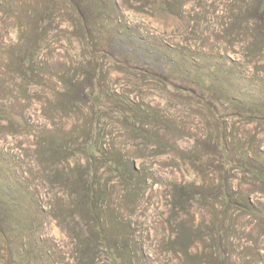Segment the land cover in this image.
Here are the masks:
<instances>
[{"label": "rangeland", "instance_id": "obj_1", "mask_svg": "<svg viewBox=\"0 0 264 264\" xmlns=\"http://www.w3.org/2000/svg\"><path fill=\"white\" fill-rule=\"evenodd\" d=\"M4 199L0 264H264V0H0Z\"/></svg>", "mask_w": 264, "mask_h": 264}, {"label": "trees", "instance_id": "obj_2", "mask_svg": "<svg viewBox=\"0 0 264 264\" xmlns=\"http://www.w3.org/2000/svg\"><path fill=\"white\" fill-rule=\"evenodd\" d=\"M73 7H74V9L77 10V11L80 10V9L78 8V6H77L76 3H74ZM78 13H79V12H78ZM89 199H91V196H89V195H87V196H83V199H82V200L79 199V203H78V205H79V206H84V205H86V203L88 202ZM11 201H12V200L10 199V202H11ZM3 202H4V203H3ZM0 203L5 204V203H7V201H6V199H4V200L1 201ZM6 206H8V204H5L4 207H1V208H0V212L6 211V208H5Z\"/></svg>", "mask_w": 264, "mask_h": 264}]
</instances>
